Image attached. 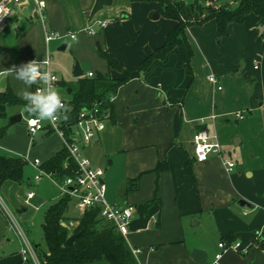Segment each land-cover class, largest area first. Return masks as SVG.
Segmentation results:
<instances>
[{"label": "crops", "instance_id": "obj_1", "mask_svg": "<svg viewBox=\"0 0 264 264\" xmlns=\"http://www.w3.org/2000/svg\"><path fill=\"white\" fill-rule=\"evenodd\" d=\"M44 2L43 17L33 0H25L0 23V71L50 56L56 90L67 103L81 78L122 77L99 56V47L122 68L133 67L162 44L175 24L152 1ZM222 2L234 6L237 0ZM99 20L106 26L97 25ZM257 20L248 12L242 22H228L218 39L213 19L187 26L190 70L174 47L145 70L132 71L110 96L109 116L82 149L91 165L104 171L106 199L134 206L124 238L129 248L141 249L137 264H208L220 250L219 241L238 243L236 250L222 251L220 264H264V38ZM89 25L94 34L84 32ZM66 31L76 32V38L45 41V34ZM76 63L79 76L74 75ZM209 75L216 83L207 80ZM23 87L14 74L0 76V92L9 89L21 99L17 93ZM32 87L27 90L33 93ZM24 109V104H0V155L25 161L20 183L0 185V264L23 263L21 237L29 239L22 225H33L43 209L41 225L48 205L63 196L58 180L39 173L64 148L63 140L47 128L29 135L24 118L30 113ZM17 114L22 120L11 122ZM198 129L215 133L222 156L234 162L231 171L214 154L194 159L191 137ZM74 209L76 214L65 215L80 217ZM29 243L34 250L40 247ZM192 250L205 260H194Z\"/></svg>", "mask_w": 264, "mask_h": 264}, {"label": "trees", "instance_id": "obj_2", "mask_svg": "<svg viewBox=\"0 0 264 264\" xmlns=\"http://www.w3.org/2000/svg\"><path fill=\"white\" fill-rule=\"evenodd\" d=\"M156 2L161 9V16L175 21L167 32L160 46L149 53L141 62L133 67L122 68L106 51L98 48V54L105 59L111 69L119 70L122 77L111 79L106 75L97 74L94 78H81L78 88L72 93L67 103L71 113L81 106L100 101L105 109L111 108L110 96L125 83L132 71H143L155 59H162L172 48L176 47L179 61L189 71V60L192 55L190 44L186 40L184 29L190 25H198L208 19L215 22V37L218 39L226 34L228 22L240 23L244 15L252 12L258 16L256 28L264 38V0H237L232 6L219 0H132ZM0 104H24L9 89L0 92ZM25 161L18 157L0 155V185L5 180L22 181ZM160 165H158L159 167ZM75 163L64 147L41 165V170L54 179L61 181L73 173ZM70 197L61 196L46 208L40 225L46 249L38 251L40 264H137L124 236L109 222L98 215V208L84 211L80 217L72 219L65 215ZM0 211H4L0 208ZM75 220L76 226L72 233L81 231L72 243L66 244L69 236L65 222ZM39 247H36V250ZM22 264H34L23 262Z\"/></svg>", "mask_w": 264, "mask_h": 264}, {"label": "built area", "instance_id": "obj_3", "mask_svg": "<svg viewBox=\"0 0 264 264\" xmlns=\"http://www.w3.org/2000/svg\"><path fill=\"white\" fill-rule=\"evenodd\" d=\"M25 0H1L0 1V23L9 17L15 8L23 3ZM35 4L36 12L43 17V10L45 8L44 0H33ZM96 24L101 28L107 24L106 20L96 21ZM84 32L94 34L95 29L92 25L87 26ZM77 36L76 32H51L45 34V41L48 42L51 39H60L63 37H69L75 39ZM41 62L43 63L41 71H48L55 77L52 81L53 86H58L57 76L49 69L50 56H47ZM93 73L89 72L88 76H92ZM207 80L212 84L216 83V79L213 75L207 76ZM45 85L37 82L33 84V93L37 89H43ZM219 89L220 86H217ZM62 102L66 103L65 100ZM70 109V108H69ZM109 116V111L102 107L100 101H95L91 104L81 106L75 113H71L70 110L63 114L56 121H47L45 125L43 120H38L37 117L32 114L24 118V123L29 135H33L36 132L47 128L48 130L59 134L63 140L64 147L67 149L70 157L75 163V169L72 174L67 175L61 181H57L60 194L67 195L74 203L76 210L83 213L86 210L92 208H98V215L105 221L111 223L116 230L125 236L129 231V222L134 211V206L127 202L112 203L106 199V185L103 181V169L94 167L91 165L89 159L82 154V149L90 144L93 137L96 135L97 129L99 128V122L102 118ZM235 116L240 118V113H235ZM37 122H33V121ZM191 143L193 147L194 159L202 161L210 154H214L220 157L221 164L226 172H229L234 167L233 160L228 157L222 156L221 146L216 138L215 133L208 132L205 129H198L192 134ZM33 164L36 166L39 164L38 159L33 160ZM39 173H44L42 170ZM49 175V174H48ZM39 178V174L35 176ZM33 192L27 194L30 198ZM11 227L15 228L16 231H20L18 226L11 222ZM217 247L220 249L216 252L211 261L208 264H220L219 259L222 251L230 248L236 250L238 243L231 241L225 243L219 241ZM130 251L138 261V254L140 248H130ZM241 252H245L244 249ZM20 254L23 262H32L37 264L36 253L34 247L26 240L21 237V248Z\"/></svg>", "mask_w": 264, "mask_h": 264}, {"label": "clouds", "instance_id": "obj_4", "mask_svg": "<svg viewBox=\"0 0 264 264\" xmlns=\"http://www.w3.org/2000/svg\"><path fill=\"white\" fill-rule=\"evenodd\" d=\"M43 63L31 60L20 66H13L5 71H0V76L15 75V79L22 82L25 87L18 91L17 95L27 102L25 111L37 117L38 120L56 121L67 113L69 106L62 102V98L52 81L55 77L48 71H41ZM40 82L45 85L43 89H37L35 93L27 89L31 85ZM34 123L37 121H33Z\"/></svg>", "mask_w": 264, "mask_h": 264}, {"label": "rangeland", "instance_id": "obj_5", "mask_svg": "<svg viewBox=\"0 0 264 264\" xmlns=\"http://www.w3.org/2000/svg\"><path fill=\"white\" fill-rule=\"evenodd\" d=\"M219 1H222V0H219ZM42 212H43V209H42L41 212H39L37 214V216L35 218H33V225H31V224H28V226L22 225L23 227H25L24 230H25V233L27 234V237H28L29 241L31 243L40 245V247L36 250L37 264H40L39 260H38L39 259L38 251L42 250V249H46V246H45V243H44V240H43V237H42V230H41V227H40V221H41V217H42ZM66 213H68L70 215H73V214L77 213L75 211V209H74L73 201L69 202V205H68V208L66 210ZM65 225L68 227L67 230H68L69 236H70L72 234V231L75 228V226H73L74 224L71 221H68V222L66 221ZM99 264H106V263L102 262V263H99Z\"/></svg>", "mask_w": 264, "mask_h": 264}, {"label": "water", "instance_id": "obj_6", "mask_svg": "<svg viewBox=\"0 0 264 264\" xmlns=\"http://www.w3.org/2000/svg\"><path fill=\"white\" fill-rule=\"evenodd\" d=\"M81 74H82V72L80 71V68H79V66H78V63H76L75 66H74V75H75V76H79V75H81ZM18 120H22V119H21V114H17L16 116H12V117L10 118V121H11V122H13V121H18ZM238 204L242 205V204H244V202L241 201V200H239V201H238ZM80 233H81V231L76 232V233H72L70 236L67 237L65 243H66V244H70V243H72L73 240H74L77 236L80 235ZM191 256H192V258H193L194 260H196V261H198V262H200V261H204V260H205L204 254H203L202 252H200L199 250H192V252H191Z\"/></svg>", "mask_w": 264, "mask_h": 264}]
</instances>
